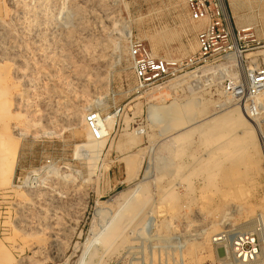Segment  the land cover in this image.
I'll return each mask as SVG.
<instances>
[{"label":"rangeland","instance_id":"obj_1","mask_svg":"<svg viewBox=\"0 0 264 264\" xmlns=\"http://www.w3.org/2000/svg\"><path fill=\"white\" fill-rule=\"evenodd\" d=\"M230 2L264 28V0ZM200 28L187 0H0V264H227L220 237L263 226L264 104L243 137L225 88L264 66V42L163 84L135 71L133 44L184 60ZM93 110L112 131L75 156Z\"/></svg>","mask_w":264,"mask_h":264},{"label":"built area","instance_id":"obj_2","mask_svg":"<svg viewBox=\"0 0 264 264\" xmlns=\"http://www.w3.org/2000/svg\"><path fill=\"white\" fill-rule=\"evenodd\" d=\"M189 15L201 28L197 33L199 50L184 60H168L154 56L137 42L132 45L135 71L143 85L156 81L162 84L184 73L202 71L205 65L231 60L236 52L256 43L249 30H238L233 26L225 0H187ZM249 41V43H247ZM227 87L228 94L235 97L248 110L251 117L259 113V96L264 91V66L253 63L245 68L242 81ZM100 113L93 110L87 114V123L97 139H102ZM231 249L229 264H264L263 237L258 232L224 234L220 239ZM224 260V259H223ZM224 262V261H223ZM223 264V263H222Z\"/></svg>","mask_w":264,"mask_h":264},{"label":"bare ground","instance_id":"obj_3","mask_svg":"<svg viewBox=\"0 0 264 264\" xmlns=\"http://www.w3.org/2000/svg\"><path fill=\"white\" fill-rule=\"evenodd\" d=\"M264 53V51H263ZM240 52L237 51L235 56H232L231 59L234 61L237 56L238 58H240ZM242 64V63H241ZM240 64V65H241ZM2 68V67H1ZM0 68V69H1ZM2 70V69H1ZM0 70V111H5L7 108L6 104H7V99H8V94L10 92V90H8L7 88L4 87V83L3 81L7 78V74L6 72H4V69L3 71ZM208 69H206L205 71H207ZM7 71V70H6ZM203 71V70H202ZM204 71V72H205ZM210 71V70H209ZM4 72V73H3ZM203 73V72H202ZM4 74V75H3ZM6 74V75H5ZM9 76V75H8ZM8 84V83H7ZM98 97V96H97ZM97 100V99H96ZM96 100H93L92 101V104L96 102ZM259 101L260 103L263 102L264 104V91L261 93V95L259 96ZM262 105V104H261ZM264 106V105H263ZM89 108V107H88ZM260 108V107H259ZM10 109V108H9ZM11 110V109H10ZM87 110H90L87 109ZM181 111V110H180ZM246 108H244V106H242L241 108L238 106H235L234 108H232L231 110L227 111L225 114H226V118L233 121L234 123H239L238 125L241 127L240 128V134L241 136L245 137L244 135L248 134L249 138H251L252 140L256 137V134H255V130H254V127L251 126V123H250V120H249V115L248 113L246 112ZM10 113V112H9ZM8 113V115H9ZM184 114V113H183ZM7 115V116H8ZM83 121L84 123L87 121V113L86 114H83ZM10 117V116H9ZM222 120V119H221ZM224 121V120H223ZM6 122V121H5ZM112 116L111 115H108L106 117H103L102 114L100 113V120H99V124H100V130H101V133H102V136L105 137V139L107 138V136H109V134L111 133L112 131ZM88 124V123H87ZM85 125V124H84ZM168 125V124H167ZM237 125V124H236ZM89 126V125H88ZM234 126V125H233ZM84 132L87 133V141L84 142V144H81V143H76L77 146L76 147V150L74 152L75 156L79 154V151L82 147L84 146H88L90 148H97V145H95L97 143V137L95 136L93 130L89 127H86L84 126ZM186 128V127H185ZM189 129V127H188ZM181 130V129H180ZM185 130V129H184ZM192 130V129H191ZM195 130V128H194ZM200 130H203L202 128ZM199 130V131H200ZM238 130V129H237ZM183 131V130H181ZM180 131V132H181ZM55 132V131H54ZM196 132V131H195ZM52 132H50L49 134H51ZM22 134V133H21ZM81 134V133H80ZM180 134V133H179ZM184 134H186L184 132ZM25 135V133H24ZM224 136L227 135V133H224L223 134ZM179 136V135H178ZM185 136V135H184ZM190 136V135H189ZM238 136V135H237ZM246 136V137H248ZM182 137V136H181ZM225 139V138H224ZM239 138H236L235 140H232L230 141L228 144H231L230 146L232 147H236L238 144H239ZM259 139V138H258ZM223 140V139H222ZM95 146V148H94ZM99 147H100V143H99ZM90 165V164H89ZM6 172V171H5ZM37 174V173H36ZM6 175L5 173L4 174H0V186L2 185L1 184V180L2 179H5ZM36 179V178H35ZM13 187V186H12ZM18 193V192H17ZM172 193H174L173 190L169 191V195H171ZM35 196V198H37V193L35 192V194H33ZM143 197L147 198V192H144L143 193ZM140 198V197H139ZM144 199V198H143ZM141 200V198H140ZM147 201V200H146ZM263 207H264V203H263ZM262 207V208H263ZM116 217V216H115ZM261 219L263 221V226L262 227H259L257 229V231L255 232H258L259 234H261V236L263 237V240H264V232H263V229H264V214H262L261 216ZM114 218V217H113ZM112 218V219H113ZM128 217L125 219L124 216L122 217V219L120 221H117V222H114L115 219H113V222L111 223V229L110 231L105 234L104 236V242L105 243H108L109 244V247L113 246L115 240H117L118 238H123L124 237V233H125V229H127L126 227V223L128 222L127 221ZM132 219V218H131ZM134 220V219H132ZM127 221V222H126ZM246 222H249L250 219H247L245 220ZM245 222V223H246ZM132 222H130L131 224ZM129 225V224H128ZM211 232V231H210ZM238 232V231H237ZM242 232V231H241ZM240 233V232H238ZM215 240H218V238H216ZM225 250L221 252V255H222V259H224L225 263L228 264L227 261V258L229 257V254L231 252V249L229 247V245H225Z\"/></svg>","mask_w":264,"mask_h":264},{"label":"crops","instance_id":"obj_4","mask_svg":"<svg viewBox=\"0 0 264 264\" xmlns=\"http://www.w3.org/2000/svg\"><path fill=\"white\" fill-rule=\"evenodd\" d=\"M230 16L233 25L238 30L253 28L249 30V36L256 39V41L264 42V28H258L259 21L263 23V20H259L257 16L252 14L250 6L247 2L232 6L230 0H228ZM115 172V171H113Z\"/></svg>","mask_w":264,"mask_h":264}]
</instances>
